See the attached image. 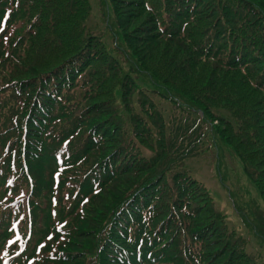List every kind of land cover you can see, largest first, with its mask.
Here are the masks:
<instances>
[{"label":"trees","instance_id":"16d2710c","mask_svg":"<svg viewBox=\"0 0 264 264\" xmlns=\"http://www.w3.org/2000/svg\"><path fill=\"white\" fill-rule=\"evenodd\" d=\"M106 1L117 16L111 51L82 33L87 0H0V83L25 76L0 93V252L12 248V222L25 215L30 244L44 243L39 264H264L183 168L217 118L213 133L264 200V0ZM20 22L32 30L14 40ZM61 63L69 71L49 85ZM148 93L162 94L171 113ZM61 119L51 132L46 123ZM70 137V169L56 185L59 142ZM22 189L28 198L14 211L3 200ZM247 221L264 248V211Z\"/></svg>","mask_w":264,"mask_h":264},{"label":"rangeland","instance_id":"374dc122","mask_svg":"<svg viewBox=\"0 0 264 264\" xmlns=\"http://www.w3.org/2000/svg\"><path fill=\"white\" fill-rule=\"evenodd\" d=\"M133 21L136 24L139 18L134 17ZM59 62L60 59H57L51 66ZM211 145L207 156L189 159L187 168L194 177L206 185L216 206L226 215L230 226L249 238L248 249L251 252H260L256 241L250 236L243 214L237 209L238 207L249 213L253 203L262 205L260 191L247 174L238 155L226 141L220 136H215Z\"/></svg>","mask_w":264,"mask_h":264}]
</instances>
